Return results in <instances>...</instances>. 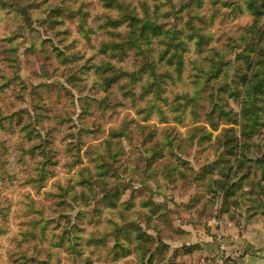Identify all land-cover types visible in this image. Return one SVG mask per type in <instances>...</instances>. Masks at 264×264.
Returning a JSON list of instances; mask_svg holds the SVG:
<instances>
[{"label": "trees", "instance_id": "16d2710c", "mask_svg": "<svg viewBox=\"0 0 264 264\" xmlns=\"http://www.w3.org/2000/svg\"><path fill=\"white\" fill-rule=\"evenodd\" d=\"M15 1L22 3V0H12L9 8ZM39 1L41 5L49 4V0ZM54 1H59L60 6H55L53 10V22L59 28L67 29L66 20L76 18L80 36L90 42L93 34V29L89 26L91 11L85 8V2L79 0L78 8L72 7L71 11L69 5L72 0ZM95 1L102 10L100 15H95L99 20L97 30L115 39L104 40L100 45L99 53L106 59L96 68L99 77H96L95 82L99 80L104 92H108L117 82V73L120 72L127 78V83L121 88L123 96L133 99L135 84L147 75V81L141 87L142 93L147 95L151 92L154 96L144 111L145 115L155 114L164 120L165 110L168 109L178 124H184L187 118H191V123L195 124L202 118L210 129L207 131L205 128L195 127L186 131L180 142L176 143L166 131L162 144L153 143L145 148L144 169H136V179L131 181H136L142 187V198H135L132 193L126 196L122 191L109 190L105 177L111 172L110 162L115 163L117 156L111 149L110 139L118 138L119 142L132 139V129L128 122H124L119 129L110 131L101 148L92 146L85 151L87 154L90 150L91 156L86 155V160L92 168L76 171L75 178L66 179L64 187L57 181L54 183L59 190L55 194L58 207L66 209L68 203L70 211H78L77 237L73 239L74 242L72 243L70 229L53 233L49 239L48 219L35 201L26 195L21 202L24 205L23 213L26 216L37 215L39 219H33L30 229L21 233L22 239L17 241L12 253L15 256L13 264L59 263L61 248L68 252L70 262L77 256L82 264H94L99 260L119 264L121 260L129 258H132L134 264H171L172 255L167 253L169 246L164 243L162 231L164 225L172 230L169 208L167 204L152 201L153 192L149 183L158 192L163 189L160 177L173 183L187 180L190 174L194 176V168L188 161H182L178 154H190L197 143L202 146L201 151H210L211 145H207L210 142L214 151L221 148L226 156L218 166L220 178H216L204 167L205 173L202 176H206V181L200 180L201 187L209 191H214V185L219 187L217 193L223 194L220 212H227L230 205H237L238 198L243 199L242 196L251 194V191L242 190L243 195L240 192L235 195V185L229 183L232 175H238L248 164L247 166H252L253 174L259 177L252 193H256L257 198L261 199L260 206L250 198L247 203L255 206L264 216V0H232L229 3L222 0ZM186 1L189 3L184 6L182 3ZM224 8L231 20L244 16L250 19V24L241 28L238 37H215L213 27L224 22ZM9 11L14 19L21 15L17 11ZM2 17L0 15V19ZM165 19H172V25L163 23ZM157 53L154 60L153 56ZM128 57L138 59L141 64L138 70L130 72L113 63H121ZM8 62L11 68L15 67L13 58H9ZM106 70L110 71L108 76L100 74ZM179 84L185 89L170 91L174 98L173 104H169L164 97L166 86L177 88ZM12 86V79L6 73H0V96L6 94L7 89ZM102 100H106L105 96ZM230 101L239 108L237 114ZM34 107L39 115L38 122H41L45 117L44 108L37 102ZM87 112L88 109L85 108L84 113ZM57 118L54 117V120L60 126ZM220 121L237 130H220ZM15 129L20 130L21 138L28 143L20 155L21 162L24 164L27 157L38 154L39 159L32 166L28 185L40 192L55 176L53 168L57 166V161L53 159L54 151L50 149L48 142H42L36 129L29 123H21L20 117L13 120L0 110V130L13 133ZM145 129L139 123L136 126V131ZM155 132L156 130L151 132L148 139L154 138ZM80 133L90 135L85 130ZM0 148L4 150L2 144ZM2 164L3 162L0 164V218H4L13 207L12 203L6 204L2 194L15 184L16 179L6 174ZM248 174L241 176L239 181L243 182ZM90 203L92 209L88 211ZM83 221L90 228L85 227ZM5 234L4 226L0 225V239ZM30 240L42 245L46 252L35 248L29 254L24 244ZM47 243L48 246H45ZM190 248L191 251L194 250L193 246ZM42 251L44 260H41ZM176 254L174 251V256Z\"/></svg>", "mask_w": 264, "mask_h": 264}, {"label": "rangeland", "instance_id": "374dc122", "mask_svg": "<svg viewBox=\"0 0 264 264\" xmlns=\"http://www.w3.org/2000/svg\"><path fill=\"white\" fill-rule=\"evenodd\" d=\"M78 1L72 0L70 5L67 3L71 11L72 7L78 8ZM83 1L85 8L91 11L89 26L93 29V34L90 42L80 36L76 18L66 20L67 29L59 28V25L53 22L55 16L53 10L55 6L57 8L60 6L59 1L55 3L54 0H49V4L41 5L39 0H22L21 4L13 2V6L9 8L12 0H0V15H3L0 19V73H6L13 81V86L7 89V93L0 96V110L13 120L20 117L21 123H29L36 129L42 142L45 144L48 142L50 149L54 151L53 159L57 161V166L53 168L54 178L47 182L45 188L37 192L33 186L28 185V182L32 175V166L39 159L38 154L27 157L23 164L20 155L22 150L27 148L28 143L21 138L20 130L15 129L13 133L0 130V144L4 146V150L0 148V164L3 162L2 167L6 174L12 175L14 179L16 177L15 184L13 180L14 185L4 190L3 196L1 195L6 204L12 203L13 207L4 218H0V225H3L6 231L0 239V264H13L15 256L12 253L16 249L17 241L22 239L21 233L30 229L33 219H39L37 215L26 216L23 213L24 205L21 202L26 195L35 201L44 217L48 219L49 239L53 233L70 229L72 243L74 242L73 239L77 237L78 211H70L71 206L68 203L66 209L58 207L55 194L59 190L54 183L57 181L64 187L66 179L75 178L76 171L92 168L86 160V155L91 156L90 150L87 154L85 151L92 146L101 148L110 131L117 130L124 122H128L132 129L130 134L132 139L126 142H119L118 138L110 139L111 149L117 153V156L115 163L110 162L111 172L105 177L109 190L122 191L126 196L132 193L135 198H142L140 193L142 187L136 181H131L136 179V169H144L145 148L153 143L162 144L166 131L170 133L169 138L176 143L180 142L186 131L195 127L205 128L207 131L210 129L202 118L195 124L191 123V118H187L184 124H178L174 121L173 113L168 109L165 110L164 120L155 114L145 115L144 111L154 96L151 92L147 95L142 93L141 87L147 81V75L135 84L133 99L123 96L121 88L127 83V78L120 72L117 73V82L108 92H104L100 81L95 82L96 77L97 79L99 77L96 68L106 59L99 53V48L102 41L115 39L97 30L99 20L95 15L102 13L97 2ZM222 1L229 3L232 0ZM187 3L189 2L182 4L186 6ZM1 5H4V8H1ZM9 10L17 11L21 15L14 19L13 15L9 14ZM222 11L226 13L224 22L217 23L213 27L216 38L238 37L241 28L250 24L247 16L231 20L226 12L227 9L224 8ZM163 23L172 25L173 20L165 19ZM157 55L158 53L154 54V60ZM9 58L14 59V68H11ZM113 63L130 72L138 70L141 65L138 59L132 57L126 58L121 63L116 61ZM187 72L189 73L190 69ZM100 74L108 76L110 71H101ZM166 89L164 97L168 99L169 104H173L174 95L170 91H181L185 87L182 84L177 88L168 85ZM104 96L106 100L103 102ZM36 102L44 108L45 117L41 122H38L39 115L36 114L37 109L34 107ZM230 104L237 114L239 108L232 101ZM85 108L88 109L87 114L84 113ZM54 117H58L57 122L60 126L56 125ZM138 123L146 129L136 131ZM219 129H233L232 132L237 130L236 127L226 125L223 121L219 122ZM81 130L89 131L90 135L80 133ZM154 130H156L154 138L148 139ZM209 143L207 142V145H211L210 151H201L202 146L197 143L190 154L186 152L178 154L182 161H188L187 163L194 168V176L190 174L187 180L173 183L160 177L159 181L163 189L158 192H155L154 185L149 183L153 192L152 201L167 204L169 208L172 230L164 225L162 231L165 236L164 243L169 246L167 253L169 256L172 255L171 264H201L204 253L199 249L203 231L209 229V234L219 247L220 241L224 243L227 238L230 241L231 235L227 233L228 230L233 225L234 227L240 225L244 217L241 210L248 204L246 202H250L249 198L254 199L253 201L260 206L261 198H257L256 193H252L259 177L253 174L252 166L247 164L238 175H232L229 183H234L235 195L238 192L243 195L242 190L251 191V194L242 196L243 201L240 204L243 207L240 204H233L229 206L228 213L220 212L223 194L217 193L219 187L214 185L212 188L216 190L209 191L201 187L200 182V180L206 181V176H202L205 173L204 167L216 178H220L218 166L221 164L220 161L226 158L221 148L218 150H221L220 152L214 151L213 145ZM247 173L249 174L244 181L240 182V177ZM91 209L90 203L88 211ZM218 219L221 220L222 225H216ZM249 220L250 217L247 222ZM83 225L90 228L85 221ZM219 237H221L220 241H218ZM45 246H48V243ZM192 246L194 250L191 251ZM24 247L29 254L35 248L45 251L42 245L31 240L27 241ZM43 251L41 260H44ZM174 251L177 252L175 256ZM58 261L59 263L56 261L55 264H82L77 256H74L70 262L69 254L63 248L59 250ZM94 264H109V262L103 263L99 260ZM119 264H134V261L129 258L121 260Z\"/></svg>", "mask_w": 264, "mask_h": 264}, {"label": "crops", "instance_id": "0c3cea01", "mask_svg": "<svg viewBox=\"0 0 264 264\" xmlns=\"http://www.w3.org/2000/svg\"><path fill=\"white\" fill-rule=\"evenodd\" d=\"M242 201L243 199L238 198L237 204ZM241 212L244 217L240 225H233L227 232L231 238L230 241L228 238L224 240V256L219 255V247L209 234V229L202 232L199 250L204 255L201 264H264V216L251 203L244 205Z\"/></svg>", "mask_w": 264, "mask_h": 264}, {"label": "built area", "instance_id": "2783aa9c", "mask_svg": "<svg viewBox=\"0 0 264 264\" xmlns=\"http://www.w3.org/2000/svg\"><path fill=\"white\" fill-rule=\"evenodd\" d=\"M221 221V220H220ZM219 221V219H218V221H216V225H222V222H220ZM230 226H231V224H230ZM221 240V237H219V240L218 241H220ZM225 248H224V245H223V243L220 241V246H219V255H221V256H224V250Z\"/></svg>", "mask_w": 264, "mask_h": 264}]
</instances>
